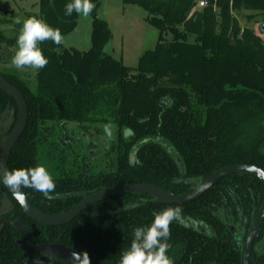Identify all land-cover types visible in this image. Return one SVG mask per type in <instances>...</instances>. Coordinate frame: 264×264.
I'll list each match as a JSON object with an SVG mask.
<instances>
[{
    "label": "trees",
    "instance_id": "16d2710c",
    "mask_svg": "<svg viewBox=\"0 0 264 264\" xmlns=\"http://www.w3.org/2000/svg\"><path fill=\"white\" fill-rule=\"evenodd\" d=\"M199 1L123 0L144 9L146 21L159 33L155 50L135 70L105 53L111 32L98 18L95 0L88 52L46 40L38 47L48 64L33 75L0 68V76L22 93L29 111L8 168L44 166L56 185L52 199L22 187L33 207L58 215L80 201L81 190L150 184L181 195L190 191L188 183L224 167L247 164L264 171V42L238 20L244 11L264 19V0H205L208 6L197 9ZM70 2L40 0L37 19L62 36L71 34L79 15L65 14ZM3 15L1 24L12 23ZM16 42L0 29V62L5 47ZM6 111L17 119L14 100L0 90V119ZM130 159L140 164L133 166ZM85 162L106 163L107 168L101 164V171H90L84 180ZM6 194L10 197L0 179V208ZM12 201L15 218L34 231L20 233L6 226L0 236V264H24L19 239L87 252L91 264H120L134 230L149 227L153 213L167 208L182 209L167 240L173 264H240L241 242L263 204L264 187L255 177L231 175L198 200L181 205L123 194L57 228L40 226ZM260 262L264 264V223L250 257V264Z\"/></svg>",
    "mask_w": 264,
    "mask_h": 264
},
{
    "label": "water",
    "instance_id": "95a60500",
    "mask_svg": "<svg viewBox=\"0 0 264 264\" xmlns=\"http://www.w3.org/2000/svg\"><path fill=\"white\" fill-rule=\"evenodd\" d=\"M260 29L262 32H264V24L260 25ZM0 90L6 93L14 100L18 111L17 119L12 116L8 122H6V120L8 118L9 113L8 111H6L3 116L2 122L0 123V172H3L5 170L10 171L8 168V160L11 151L16 146L26 129L29 118V111L27 102L22 93L1 76ZM231 175H249L255 177L262 183L264 187V171L262 169L253 165L238 164L216 170L212 174L201 178L198 182L188 183L190 191L185 194L176 195L160 187L150 184H123L112 187H106L103 190L89 197L83 196V200L80 203L76 204L68 211L58 215H47L34 208L26 197V194L24 193L23 189L21 188L20 191L24 196V205L22 206L18 202L13 191L6 185L5 187L13 196V198L18 202L23 213L27 215L31 220L48 227H60L74 221L82 212H84L88 208L117 195H146L153 198V203L155 204L181 205L191 203L201 198L223 178H226ZM4 205H6V201L4 202ZM263 222L264 201L256 218L254 219L251 225V228L246 236L245 241L242 243L240 264H250V256L252 253L253 245L261 232ZM14 226L20 231L26 230L24 227L21 226V223L18 221L14 223ZM18 246L22 249V251L30 254L40 251H50L57 255L63 254L72 258L73 253L71 250L63 248L61 246H48L43 248H36L28 246L22 241L18 242Z\"/></svg>",
    "mask_w": 264,
    "mask_h": 264
},
{
    "label": "clouds",
    "instance_id": "9594fccd",
    "mask_svg": "<svg viewBox=\"0 0 264 264\" xmlns=\"http://www.w3.org/2000/svg\"><path fill=\"white\" fill-rule=\"evenodd\" d=\"M96 5L91 0H71L65 6V14L71 16L73 12L83 17H88ZM21 23L19 18L15 21ZM51 40L56 45L63 43V36L59 29L50 27L45 21L35 17L23 21L21 32L17 38V51L12 58V65L18 69L30 67L36 70L44 68L48 64L47 58L38 47L41 42ZM104 131L111 139L110 126L106 125ZM133 166L140 164L138 159H130ZM0 179L4 185L9 187L18 202L24 205V196L20 189L22 187L33 188L41 192L46 199H52L50 193L55 191L56 185L52 176L44 166H36L29 169H15L12 171L0 172ZM154 220L147 228L134 230V239L128 250L124 251L120 264H173L172 259L167 255L170 245L167 240L170 238V225L173 221L179 220L182 216V209L167 208L161 212L153 213ZM73 264H91L87 252H73ZM33 264H43L37 258Z\"/></svg>",
    "mask_w": 264,
    "mask_h": 264
},
{
    "label": "rangeland",
    "instance_id": "374dc122",
    "mask_svg": "<svg viewBox=\"0 0 264 264\" xmlns=\"http://www.w3.org/2000/svg\"><path fill=\"white\" fill-rule=\"evenodd\" d=\"M95 1L99 4L98 18L107 22L111 32V39L104 49L105 53L121 61L125 67L133 70L139 68L144 56L155 50L159 39L158 30L146 21L147 12L138 6L125 5L123 0ZM39 3L40 0H0V16L7 12V15H3L4 19L12 22L10 24L0 23V29L9 39L18 38L23 21L30 17H39ZM254 14L250 11L238 14L240 27L253 29L264 42V32L260 29V25L264 24V19ZM17 18L21 20L20 24L15 22ZM17 25L20 27L19 31L15 28ZM91 34V15L86 18L79 15L77 28L71 34L63 36L61 45L65 49H73L80 53L88 52L92 46ZM165 38L170 40L171 35L168 34ZM17 47V42L14 46L5 47V56L0 62V68L6 71L14 69L23 74L33 75L35 71L33 68L18 69L12 65V58ZM101 139L105 140L103 136ZM88 141L89 139H84V142ZM96 143L100 148L98 140Z\"/></svg>",
    "mask_w": 264,
    "mask_h": 264
},
{
    "label": "flooded vegetation",
    "instance_id": "af4514ba",
    "mask_svg": "<svg viewBox=\"0 0 264 264\" xmlns=\"http://www.w3.org/2000/svg\"><path fill=\"white\" fill-rule=\"evenodd\" d=\"M9 113V112H8ZM5 114V113H4ZM4 114H3V116H4ZM3 116L1 117V119H0V123L2 122V119H3ZM12 117V115H8V118H7V120H6V122H8L9 120H10V118ZM93 158V157H92ZM85 169H83V170H81V174H83L84 175V180L86 179V177H87V175L90 173V171H93V172H96V171H101V170H98L99 169V167L98 166H100L101 164L102 165H104V167H105V169L107 168V164L106 163H101V164H99L98 166H97V164L95 165H93V166H90L89 165V163L88 162H85ZM104 188H106V187H104ZM104 188H102V189H100V190H98V191H95V192H92L91 193V191H89L88 193H84L83 192V190H81L80 191V201L78 202V203H80L82 200H83V196H85V197H89V196H91V195H93V194H95V193H97V192H99V191H101V190H103ZM9 192V191H8ZM10 194V193H9ZM118 196V195H117ZM27 197V196H26ZM115 197V196H114ZM111 198H113V197H111ZM12 199L16 202V203H18L14 198H13V196L10 194V197H9V195H5L4 196V199L2 200V204H1V208H0V236L2 235V233L4 232V230H5V227L6 226H8V225H10V226H12L17 232H20V233H28V232H33L34 231V228H31V227H26V226H24L23 224H22V222H21V220L20 219H16L15 218V216H16V210H17V208H16V206L14 205V202L12 201ZM110 199V198H109ZM108 199H106V200H104V201H107ZM6 201V205H4V202ZM104 201H102V202H104ZM30 202V201H29ZM102 202H100V203H102ZM77 203V204H78ZM100 203H98V204H100ZM98 204H96V205H98ZM32 205V204H31ZM76 205V204H75ZM74 205V206H75ZM20 206V205H19ZM95 206V205H94ZM73 207V206H72ZM71 207V208H72ZM93 207V206H92ZM35 208V207H34ZM91 208V207H90ZM89 209V208H88ZM20 210H21V212L23 213V211H22V209H21V207H20ZM260 210V209H259ZM40 211V210H39ZM68 211V210H67ZM42 212V211H41ZM66 212V211H65ZM259 212V211H258ZM64 213V212H63ZM24 214V213H23ZM258 214V213H257ZM25 215V214H24ZM48 215V214H47ZM27 216V215H26ZM257 216V215H256ZM28 217V216H27ZM29 218V217H28ZM256 218V217H255ZM20 222L21 223V226L22 227H24L26 230L25 231H20V230H18V229H16L15 228V226H14V223L15 222ZM33 221V220H32ZM35 222V221H34ZM37 223V222H36ZM264 223V222H263ZM39 224V223H38ZM40 226H43V227H48V226H44V225H41V224H39ZM67 225V224H66ZM252 225V224H251ZM262 226H263V224H262ZM61 227V226H60ZM49 228H57V227H49ZM250 228H251V226H250ZM250 228H249V230H250ZM231 229V231H232V233H233V235L234 236H236L237 237V234H236V231L234 230V228L233 227H231L230 228ZM249 230H248V232H249ZM261 230H262V228H261ZM248 232H247V234H248ZM261 233V232H260ZM260 235V234H259ZM247 236V235H246ZM259 237V236H258ZM245 239H246V237H245ZM258 239V238H257ZM256 239V240H257ZM237 240H239L238 238H237ZM19 241H22V242H24L26 245H28V246H32V247H36V248H43V247H48V246H61V247H63V248H66V249H68V250H71L72 252H76V251H74L73 249H70V248H68V247H66V246H63V245H61V244H58V243H40V244H30V243H27V242H25V241H23V240H17V246H18V242ZM245 241V240H244ZM244 241H242L241 242V249H242V243L244 242ZM256 242V241H255ZM255 242H254V244H255ZM18 248L22 251V249L18 246ZM253 248H254V245H253ZM252 251H253V249H252ZM23 252V254H25L26 255V260H25V262H24V264H33V260L34 259H37V258H39L42 262H43V264H73V259L72 258H70V257H68V256H65V255H63V254H60V255H57V254H55V253H53V252H50V251H40V252H35V253H32V254H30V253H26V252H24V251H22ZM252 254V253H251ZM251 257V256H250ZM260 264H262L261 262H260Z\"/></svg>",
    "mask_w": 264,
    "mask_h": 264
},
{
    "label": "built area",
    "instance_id": "2783aa9c",
    "mask_svg": "<svg viewBox=\"0 0 264 264\" xmlns=\"http://www.w3.org/2000/svg\"><path fill=\"white\" fill-rule=\"evenodd\" d=\"M206 6H208L207 1L201 0V1L198 2L197 8L202 9V8H205Z\"/></svg>",
    "mask_w": 264,
    "mask_h": 264
}]
</instances>
